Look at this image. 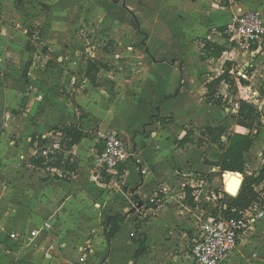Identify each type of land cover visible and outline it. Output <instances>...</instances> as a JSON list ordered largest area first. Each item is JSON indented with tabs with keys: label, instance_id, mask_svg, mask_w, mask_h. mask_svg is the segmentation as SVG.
<instances>
[{
	"label": "rangeland",
	"instance_id": "rangeland-1",
	"mask_svg": "<svg viewBox=\"0 0 264 264\" xmlns=\"http://www.w3.org/2000/svg\"><path fill=\"white\" fill-rule=\"evenodd\" d=\"M63 1L66 2L65 12L53 14L54 12L49 10L50 7L46 6L48 5L47 0H21V2L0 0V96L2 103L6 105L4 109L9 112L8 119H3L1 123L3 130L0 131L7 133L3 143L9 146L16 158L11 163H0V195L2 197H9L13 201L16 193L13 188L16 182L14 180L15 168L22 166L25 159H28V154L31 153L25 147L23 138L17 135L18 126L15 119L21 115L26 119L32 115L39 124H46L55 119L58 123L56 132H53L52 136H46V139L50 140V149L58 146L63 121L69 122L77 113H86L85 119L92 123L93 121L125 122L129 124L126 125L128 126L126 130H129L128 135H120L130 152L129 160L133 159L134 146H138V151L142 155L140 161L146 162L154 155V150L149 146L143 149L147 145L145 139L149 138V134L159 133L167 128L156 125L155 120L151 118L153 114L162 116V110L168 111V115L175 114L177 122L174 125L175 128L172 131L169 130L170 135L184 136L189 132L197 142L202 130L209 125L215 127L224 125L233 131L232 117L237 113H234V110L237 103L247 98L246 96H249V102L264 114V52L253 56L231 53L229 45L217 33L212 36V41L228 45L227 54H223L220 61L209 59V62L202 58L204 44L201 40L206 38L208 33L204 38L193 36V34L201 32L199 28L202 24L200 22L198 24V20H201V14L207 11V7L210 10V5L207 6L208 0L197 2L192 0H120L117 4L124 5L127 9L109 6L106 9L108 21L112 22L116 17L121 19L125 12L130 16L126 18V21L120 20L121 27L115 25V30L112 32L102 28L100 22H95L97 25L95 23L91 25L87 20L81 23L80 14L82 13L78 10L79 3L74 0ZM258 1L243 0L242 5L253 9L259 6ZM162 2L166 4L162 5ZM210 2L219 7L230 8L226 0H210ZM195 3H198V6H193ZM261 9L264 12V6H261ZM180 14L186 18V21L178 16ZM212 14L219 18L217 12H212ZM214 29L219 30L217 27ZM179 33L183 34L181 41L178 38ZM147 39L148 45H146ZM183 42L184 45H182ZM88 61H94L100 66V73L97 75L99 87L97 88L88 82L87 88H84ZM226 62L232 65L231 75L234 85L222 83L217 90V96L221 99L222 105L207 107L206 105L210 106L213 103L206 97L204 84L226 72L229 69L225 65ZM27 64L30 67L25 76ZM185 68L186 78L190 77L189 70L194 73L198 72L199 76L191 84L192 89L186 86L180 97L164 101L160 112H157L155 108L159 105L161 97L175 93L179 85L177 73L181 75V71ZM241 79H245L249 84L247 86L241 84ZM119 89L121 92L118 91ZM255 91H258L260 96H255ZM123 106L126 107L118 109ZM59 113H64L65 118L63 119ZM79 125L83 127L81 122ZM133 127H139L138 132H132ZM204 141L199 148L190 145L188 148L180 149L174 160L178 164L190 161L184 165V169L190 167L197 169L198 175L206 177V179L203 178L208 184L205 192L220 191L226 187L224 178H220L219 175L206 174L208 169L201 167V164L204 165L205 158L214 160L220 151L211 143ZM3 143H0V154L6 146ZM99 149H101L100 144ZM203 151H206L207 157L202 154ZM263 152L264 129L247 155L248 173L259 172L263 165ZM88 155L84 159L88 168L87 172L91 174L87 180L83 177L78 179V171L74 173L67 170L63 174L62 171L46 169L38 171L37 182L39 186L52 185L55 188V196L63 189L66 196L77 200L72 199L71 201V204L77 208L80 202L85 204L82 213L84 210L93 211L98 205L100 208L97 207L96 210L105 209L109 212V204L115 201L114 195L123 193L124 184L119 183L120 179H116L115 176L110 182L106 181L108 175L97 171L94 167L97 156ZM172 160L170 156L169 165ZM197 163L200 165L195 168ZM9 166L12 168L11 173L4 169ZM139 167L138 163L129 162L127 176L131 183L139 176L135 170L136 168L139 170ZM91 171L96 175L97 181L93 180ZM3 186L6 189L1 190ZM69 187L70 190L67 189ZM257 189L261 192V197H264V184ZM160 190L159 186L156 194H161ZM3 194H8V196ZM148 204L140 200V203L133 207L136 213L133 222L135 226L140 223L143 231L148 223L150 226L154 224L153 219L160 208L150 209L147 207ZM105 212L99 220L92 216L94 213L89 215L87 220L79 219L72 213L71 220L62 219L63 224H67V226L64 225L65 238L63 239L68 241L67 253L62 255L68 257L69 262H72L75 254L83 246L82 244L88 245L86 241L92 240L97 231L103 234L107 215ZM58 221L61 222V219ZM260 225L263 227L261 230L255 226L245 235L246 237L252 235L256 239L252 254V246L248 245L243 249L244 253L240 258L229 260L230 264H259L261 260L264 261V223ZM52 236L48 235L42 239L49 238L51 242L62 240H52ZM3 238L4 235H0V247H2ZM126 238L127 231H124L119 238L121 243L112 252L111 264L121 262V258H117L119 252L131 251V246L122 244ZM187 243L188 241L185 245ZM174 245H176L174 249H168L171 254L164 251L166 261L162 260L163 263H166L170 257L172 259L179 257L180 263L178 264H192L188 255L189 245L185 246V251L180 243ZM93 247L97 254L94 258H99L106 245L100 241H93ZM92 260L89 259V262L93 263Z\"/></svg>",
	"mask_w": 264,
	"mask_h": 264
},
{
	"label": "crops",
	"instance_id": "crops-1",
	"mask_svg": "<svg viewBox=\"0 0 264 264\" xmlns=\"http://www.w3.org/2000/svg\"><path fill=\"white\" fill-rule=\"evenodd\" d=\"M18 1L21 2V0ZM75 1L79 3L78 5V10L80 11L79 13H82L80 14L82 17L81 23H84L86 20L89 21L91 25H93L95 22H100L102 28L108 29L109 32L110 30L111 32L115 30L114 29L115 25L121 27L120 20L126 21V18L127 17L129 18L130 16L128 13L125 12L123 13L121 19H117L116 17L112 22L108 21V15L106 13V9L109 6H112L117 9L119 8L127 9V7H125L124 5L121 6L117 4L120 2V0H74V2ZM192 1L197 2L198 0H192ZM47 2L48 5L46 4L45 5L47 7H50L49 10H52L54 12L53 14H55L56 12L59 14L65 12V5H66L65 1L47 0ZM228 2L230 4V8H227L225 6L222 7L216 6L215 4L210 2V0H208L207 6L210 5V10L207 7V11L203 12V15L201 14L202 17L201 20L200 21L198 20V24L199 22L200 24H202V26L199 28L201 32L200 34H193V36L197 35V36H202L204 38L205 35H207L208 33V36L203 40H201L202 43H204L205 41L206 44L207 41H211L219 45H225L224 43L212 41V36L216 35L217 33L219 34L222 33L220 32V30L218 31L215 30L214 27H217L218 29L224 27L225 29V26L231 21L235 13V8L233 7L234 1L229 0ZM163 4H166V2L165 3L162 2V5ZM258 5H259L258 7H255L253 9L259 10L264 18V12L261 9V6H264V0H259ZM193 6H198V3L193 4ZM244 7L246 6L244 5ZM246 8H248V6ZM212 12H217L219 18L214 16ZM178 16L181 19H184V21H186V18L183 15L180 14ZM214 24L215 26L213 27ZM143 26L146 28L144 24ZM170 35H172V33H170ZM148 36L150 35L148 34ZM178 38L181 41L183 38V34L179 33ZM148 39L146 40V45H148L147 42ZM224 41L225 43L228 44L225 38ZM182 45H184V42ZM263 48L264 46L259 50H257L256 48L253 49L250 54L249 53H242V54L245 56L246 55L253 56L254 54H260L264 52ZM227 51L224 54H227ZM204 59L220 61V59L217 60L206 56L204 57ZM184 70H186V68L183 69L182 71L180 70L181 75H179V72L177 71L178 72L177 74L179 76L177 78L179 79L178 80L179 85L177 86L175 93L179 88H180V92L176 98L181 96L182 90L186 86L192 89L191 86L192 82H195V79H197V77L199 76L198 72L194 73L189 70L190 77L186 78ZM220 75L221 74H219L218 76ZM87 82L90 84V82L86 79V85L84 88H87L88 86ZM206 84L207 83L204 84V87ZM118 91L121 92L120 89ZM174 94L170 93V95H165L161 97L158 106H160L161 108L162 103L164 102L162 101V99L164 97L172 96ZM1 100L2 98L0 96V130H3V128L1 129L2 127L1 123H3V119L4 120H6V118L8 119L7 116H9V112L6 109H4L6 105H4V102L2 103ZM123 102L126 101L123 100ZM76 103H78V101H76ZM31 105L33 106L32 101H31ZM206 106L211 108L212 105L210 106L206 105ZM124 107L126 106L120 107L118 109ZM171 113L174 114V112ZM59 115H62L63 119L65 118L64 113H59ZM85 116L86 113L84 114L77 113L72 120H70L67 123L63 121L62 124L77 125L81 122L85 131L92 132V130H98L99 132L100 141L97 142V141H91L89 139H85L81 144L75 146L71 151V153L74 155V157L77 158L78 161V167H77V171L79 172L78 179L80 177H83V179L87 180L91 174L90 172L89 173L87 172L88 168L87 165L84 163V159L86 156H89L88 154L99 156L102 153V152L98 153V150L96 148V146L99 147L100 144L101 150H103L101 135H105L111 132H116L118 133V135L124 134L125 136H127L129 130H126L128 129V126L126 125L129 124H126L125 122L103 123L101 121L100 122L93 121L92 123L89 120L85 119ZM161 117L162 118L173 117L174 123L165 126L167 128L162 132L160 131L159 133L149 134L148 135L149 138L145 139L147 145L146 147H143V149H147V147L149 146L154 150V155L150 159L146 160V162L140 161L142 156L141 152L138 151L139 150L138 146H134V151L132 154L133 159L128 160L127 163L122 165L123 167H125V170L123 175L119 177L120 179L119 183L124 184V191L121 195L120 194L114 195L116 199L114 202L112 203L110 202L111 204H109V208H110L109 212L105 209L96 210L97 207L100 208V206L98 205L93 211L89 210L87 212L84 210L83 213L82 210L85 204L80 202L78 208L72 205L71 201L72 199L75 200V198L74 197L71 198V196H66V193L63 189L60 190L59 193H57V196H55L56 195L54 193L55 188L52 187V185L39 186L37 182L38 171L41 170L44 171V169L34 168L30 166L28 162L31 156L35 154L34 150L30 147L32 136L41 135L43 136V139H46L47 138L46 136H52L53 132H55L53 131V129L58 127V123L55 121V119H53L52 121H48L46 124L44 123L39 124L35 121L32 115H30L29 119L28 118L26 119L22 115L16 118L15 123L18 126L17 135H19L20 138H23V141H25V147H27L31 153L28 154V159L27 158L25 159L22 166L20 167L17 166L15 168L16 172H15L14 180H16V182L13 188L16 193L13 201H11V198L9 197L4 198L2 197V195H0V235H4V238L2 240L3 242L2 247L4 249L0 247V264H73L75 263L79 252L78 253L76 252L77 254H75L72 262H69L70 259L68 257L62 255L67 253L66 249L68 248V241L63 239L65 238L64 225L67 226V224L65 223L63 224L62 219L66 218L71 220L73 218L71 216L72 213V215L78 216L79 219L83 218L84 220H87L88 216L94 213V215L92 216L98 218L97 220H99L102 218L103 213L105 211H107L105 212L107 213V215L105 216V220L108 216L117 213H121V214L131 213V214H129L125 223L122 224L121 231L115 236L113 240L110 241L109 244L104 236V230H103V234L100 231H97L98 233L97 232L95 233L92 240L86 241V244H89L90 247L92 248L93 254L88 257V260L85 264H111L110 260L112 259V255H113L112 252L114 249H116V246H118L121 243L119 241V238L124 233V231H127V238L123 240L122 244H127L131 246L132 249L131 251H128L130 252V254L124 251L118 253L117 258L119 257L121 258V262H118V264H168V263L178 264L180 263L179 257H175V259H172L170 257L166 263H163L162 260L166 261V254H164V251L167 252V254L168 253L171 254V252L168 251V249L170 248L174 249V246H176L174 244L177 243H180V245L183 246L182 247L183 250L185 251V246L190 245V241L193 240L195 236L198 235L199 232L198 224L195 220L194 215L191 214V209L195 205V202L193 206H190L186 203V189L188 188L190 189L188 184L191 181L197 182L199 180L198 178L206 179V177H203L202 175H198L197 169H193L191 167L189 169H184V165L190 161H187L185 164H178L175 162L174 159L176 157L177 152L178 151L180 152V149L188 148L190 147V145L192 146L194 145L195 147L199 148V144L197 140L192 137L195 140L193 144L182 145L181 140L185 137V135L184 136L179 135L174 137L168 133L169 130L172 131L173 128H175L174 125L177 122L175 118V114L168 115V111L162 110ZM155 124L160 125L157 123ZM138 128L133 127L132 132L133 131L138 132L139 130ZM233 129L234 130L231 132L248 134V131L246 129L237 126L235 122L233 125ZM6 135L7 133H5L4 131H0V143H3V140ZM5 145L6 146H4L3 152L0 154V163L2 162L11 163L13 159H16L15 154L11 151V149L7 144ZM57 147L58 146H55L54 148ZM203 152L204 153L202 154H204V156L207 157V155L205 154L206 151ZM170 156H172L173 160L172 163L169 165L168 159ZM207 158L204 159V165L201 164V167L208 169L206 171L207 172L206 174L219 175L220 178L223 177V175L227 176V174H221L218 168L206 165L205 160H208ZM214 160H209V161H214ZM130 161L136 162L140 166L139 170L137 168L135 169L136 172H138L139 176L136 178V180L132 181V183L130 182L127 176L129 174L128 164ZM166 164H168V167H166L167 166ZM199 165L200 164L197 163L195 168H197V166ZM129 166H131V164ZM4 169L8 173L12 172L11 166L6 167ZM143 171L144 173L142 174ZM152 172L153 175H151ZM91 173L93 180H96L97 179L96 175H94L92 171ZM102 173L107 174L105 172ZM5 174L7 175V173ZM117 174L112 176H117ZM107 175L109 176V174ZM75 177L77 178V176ZM224 185H226V183H224ZM159 186L161 187L160 190L161 194H156L157 188ZM147 187H148V191L145 192V189ZM3 189L6 188L3 186L1 187V190ZM67 189L70 190V187ZM223 189L227 191V185ZM134 194L137 195L138 198L145 203L153 202L154 200H156V198H158L159 195L164 196L161 200V203L159 204L160 208L159 207H158L159 209L157 208L160 213L158 212V214H156V217L153 219L154 224L152 223L153 225L150 226V223H148L146 226H144V232L147 234V243H146L147 252L144 256H142L138 260H135V254L138 249V246L133 244L131 241V238L135 235V223L133 222V218H135L136 213L134 210L135 208L133 207H135L136 205L132 200ZM228 194L229 196L232 197H235L237 195L236 194L233 196L230 193ZM3 195L8 196V194H3ZM142 206H144V204ZM73 207L75 208L72 209ZM64 208L66 211L64 210ZM60 219L61 222L58 221ZM47 224H49L51 227L46 228ZM260 224L262 223H258L256 225L258 226V230H261L263 228L261 227ZM173 226L174 229H172ZM36 230L40 231L39 236L36 238H31L32 232ZM12 233L16 234L17 239L11 238ZM48 235L49 236L53 235L52 240L55 239H62V240L51 242V239L49 238L47 240L42 239V237H46ZM177 239L180 240L181 242L178 241ZM255 240L256 239L252 237V235H250L249 237L244 236L242 243L239 245L236 251L227 259L226 264H230L229 260L231 258H237V257L240 258L242 256V253H244L243 249L248 245L252 246L251 248V254H252L253 249H255V245H256ZM38 241L40 242L37 243ZM59 241H63V242H59ZM93 241H98V242L100 241L101 243H103V245H106V248L103 249V253H100L99 258L97 257L94 258V256L97 254L93 247ZM187 241L188 243L187 245H185ZM82 245L84 246V244ZM179 248L181 249V247ZM179 248H177V250H179ZM89 259H93L92 260L93 263L89 262ZM259 264H264V261L261 260Z\"/></svg>",
	"mask_w": 264,
	"mask_h": 264
},
{
	"label": "trees",
	"instance_id": "trees-1",
	"mask_svg": "<svg viewBox=\"0 0 264 264\" xmlns=\"http://www.w3.org/2000/svg\"><path fill=\"white\" fill-rule=\"evenodd\" d=\"M229 1V0H226ZM234 3H242L243 0H233ZM220 32H224V27L219 29ZM202 49V58L210 57L214 59H220L222 55L228 50L227 46L219 45L215 42L207 41ZM228 66L226 72L218 77L213 78L209 83L205 85L206 97L212 100V106H221V99L217 96V90L222 83L230 86L234 85V80L231 75V63L226 62ZM30 65L27 64L24 75L27 76ZM100 73V66L94 61H88V67L85 73V78L94 87H99L97 75ZM241 84L247 86L249 83L245 79H241ZM180 88L172 96H166L162 101H168L176 98L179 95ZM239 108L237 113L233 115L235 124L248 131V134H240L231 132L225 126H212L205 127L201 132V137L198 140V144L201 147L204 144V140L216 146L220 153L217 155L214 161L205 160V164L218 168L221 174H227L228 179L231 177H238L243 180L239 192L235 197L226 196V199L222 202L227 206L225 215L228 218L239 217L240 213L248 209L255 202L261 198V192L258 191V187L264 184V152H263V165L259 172L248 173L247 172V155L254 146L255 141L258 139L261 131L264 129V114L255 105L249 101L240 100L238 102ZM160 112V106L155 109ZM152 120H155L157 124L162 127L173 124V117L162 118L160 114L152 115ZM57 128L53 131L56 132ZM60 141L57 148L50 149V140L43 139L41 135H33L30 142V147L35 150V154L29 159V165L38 169H51L56 171H62L63 174L67 170L76 172L78 167V161L76 157L71 153L75 146L81 144L85 139L91 141H100L98 130L87 132L79 124H67L63 125ZM223 139H226L225 141ZM195 140L191 137L189 132L181 140L182 145L193 144ZM98 153L102 150L96 146ZM47 151V155L44 152ZM72 162V163H71ZM118 174L116 179H119L123 175L125 167L120 166L118 168ZM113 176L106 177V181L110 182ZM225 185V186H226ZM164 196L159 195L156 200L150 202L147 207L157 209ZM135 204H139L140 199L134 194L132 198ZM186 203L190 206L194 205V199L192 197V190L186 189ZM129 214L117 213L110 215L104 221V236L108 242L115 238V236L121 231L122 224L125 223ZM133 244L138 246L135 254V260L140 259L147 252V234L142 230V225L137 223L135 226V235L131 238Z\"/></svg>",
	"mask_w": 264,
	"mask_h": 264
},
{
	"label": "built area",
	"instance_id": "built-area-1",
	"mask_svg": "<svg viewBox=\"0 0 264 264\" xmlns=\"http://www.w3.org/2000/svg\"><path fill=\"white\" fill-rule=\"evenodd\" d=\"M233 7L235 13L219 36L228 42L231 53L250 54L255 48L259 50L264 46L262 13L246 8L242 3L233 2ZM255 96H260L258 91H255ZM246 97L243 100L249 101V96ZM238 108L237 103L234 113ZM101 141L103 150L97 156L94 167L97 171L116 175L118 168L130 159V152L116 132L101 135ZM44 155H47V152H44ZM223 178L226 181V175H223ZM188 186L195 202L191 214L194 215L199 230L198 235L190 241L189 259L193 264H225L244 236L258 223H264V197L241 212L239 217L228 218L225 215L227 206L222 203L229 195L225 189L205 192L208 184L203 178L197 182L191 181ZM50 227L49 224L46 225V228ZM39 234L40 231H33L31 238H36ZM11 238L17 239L16 234L12 233ZM92 254L93 250L89 244L82 246L73 264H85Z\"/></svg>",
	"mask_w": 264,
	"mask_h": 264
},
{
	"label": "bare ground",
	"instance_id": "bare-ground-1",
	"mask_svg": "<svg viewBox=\"0 0 264 264\" xmlns=\"http://www.w3.org/2000/svg\"><path fill=\"white\" fill-rule=\"evenodd\" d=\"M228 179V176H226V180ZM240 178L238 177H231L229 181L227 182V191L231 195H236L239 185H240Z\"/></svg>",
	"mask_w": 264,
	"mask_h": 264
},
{
	"label": "water",
	"instance_id": "water-1",
	"mask_svg": "<svg viewBox=\"0 0 264 264\" xmlns=\"http://www.w3.org/2000/svg\"><path fill=\"white\" fill-rule=\"evenodd\" d=\"M242 182H243V180L241 179V180H240V185H239V188H238L237 193L239 192V189H240V186H241Z\"/></svg>",
	"mask_w": 264,
	"mask_h": 264
}]
</instances>
